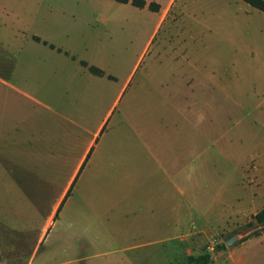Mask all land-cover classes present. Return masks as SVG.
Segmentation results:
<instances>
[{
  "label": "crops",
  "instance_id": "0c3cea01",
  "mask_svg": "<svg viewBox=\"0 0 264 264\" xmlns=\"http://www.w3.org/2000/svg\"><path fill=\"white\" fill-rule=\"evenodd\" d=\"M174 2L158 4L155 34ZM2 30L0 48L11 51H5L10 58L0 57V146L9 148L12 169L26 171L27 196L51 203L42 235L66 216L79 234L94 237L81 249L91 248L97 264H146L152 256L146 248L183 242L177 235L180 213H192L197 202L210 200L223 213L214 217L229 222L215 221L224 225L213 230L211 209H202L190 223L197 229L196 247L180 245L187 261L214 235L236 230L264 207V152L250 153L251 164L240 165L239 178L220 180L212 190L200 179L209 164L203 141L209 138L211 106L223 92L211 82L210 66L197 68L187 59L186 69L146 68L144 77L151 71L176 75L152 85L145 97L130 95L123 103L137 65L117 84L102 69L97 68L101 75L91 73L94 66L85 62L71 72L51 70L43 55L35 57L18 45L26 38L53 45L38 35L22 37L14 26ZM208 264H264V235L236 244Z\"/></svg>",
  "mask_w": 264,
  "mask_h": 264
},
{
  "label": "rangeland",
  "instance_id": "374dc122",
  "mask_svg": "<svg viewBox=\"0 0 264 264\" xmlns=\"http://www.w3.org/2000/svg\"><path fill=\"white\" fill-rule=\"evenodd\" d=\"M145 1L158 7L157 11L158 4L164 8L168 2ZM156 12L114 0H0V31L14 26L22 37L38 35L53 45L55 49H50L30 38L20 39L18 45L19 50L33 51L35 57L43 55L51 70L71 72L81 69V62H85L104 70L117 84L137 65L123 103L130 95L137 98L142 93L145 97L152 85L171 82L176 75L151 71L144 77L146 68L186 69L188 60L197 68L210 66L215 71L211 82L223 87L211 106L206 125L209 138L203 141L209 164L200 179L207 180L209 186L205 187L212 190L220 180L239 178L240 165L251 164L250 153L264 152V13L241 0H175L155 34ZM0 49L1 59L10 58L5 51L11 50ZM83 73L88 72L84 69ZM38 91L37 96L43 98L42 90ZM12 168L9 148L0 146V264H97L91 248L81 249L94 237L79 234L72 218L59 217L42 235L51 203L28 197L26 171ZM202 209H211L208 220L212 224H208L213 230L221 231L220 224L229 222L214 217L219 213L216 203L197 202L192 213H180L177 235H182L183 242L174 240L146 248L152 254L146 264H186L180 245L191 250L196 247L193 232L197 229H191L190 223L200 217ZM240 227L234 231H245ZM232 232L214 235L203 244L207 246L201 253L224 242ZM208 236H200L199 242Z\"/></svg>",
  "mask_w": 264,
  "mask_h": 264
},
{
  "label": "trees",
  "instance_id": "16d2710c",
  "mask_svg": "<svg viewBox=\"0 0 264 264\" xmlns=\"http://www.w3.org/2000/svg\"><path fill=\"white\" fill-rule=\"evenodd\" d=\"M114 1H116L120 4H130L131 6H133L135 8H139V9H142L147 5L145 0H114ZM241 1L246 3L247 5H249L250 7L264 13V0H241ZM147 6H148L149 10L154 11V12L157 11L156 8H158V7L153 8L152 3L148 4ZM81 65L86 67V64L83 62L81 63ZM89 71L95 75H101L102 74V72L100 70H98L97 68H94V67H89ZM257 226H261L262 228L255 231L252 235L245 237L244 239L239 241V243L247 240L248 238H250L252 236L264 235V207L252 218V220L250 222L242 225L239 230L253 229ZM236 232L237 231H233L232 233L227 235L226 239L229 238L231 235H233ZM226 250H227V248H226L224 242H222L221 244H218V245H215L214 247H212V249L210 251L204 250V252H202L196 256L188 257L186 264H208L216 256L225 252Z\"/></svg>",
  "mask_w": 264,
  "mask_h": 264
},
{
  "label": "water",
  "instance_id": "95a60500",
  "mask_svg": "<svg viewBox=\"0 0 264 264\" xmlns=\"http://www.w3.org/2000/svg\"><path fill=\"white\" fill-rule=\"evenodd\" d=\"M261 228H262L261 226H257V227H255L253 229L236 232L233 235H231L229 238H227L224 241V244H225L226 248H231L236 243H238L239 241H241L245 237H248V236L252 235L255 231H257V230H259Z\"/></svg>",
  "mask_w": 264,
  "mask_h": 264
},
{
  "label": "built area",
  "instance_id": "2783aa9c",
  "mask_svg": "<svg viewBox=\"0 0 264 264\" xmlns=\"http://www.w3.org/2000/svg\"><path fill=\"white\" fill-rule=\"evenodd\" d=\"M189 237H190V236H189ZM189 237H188V238H189Z\"/></svg>",
  "mask_w": 264,
  "mask_h": 264
}]
</instances>
